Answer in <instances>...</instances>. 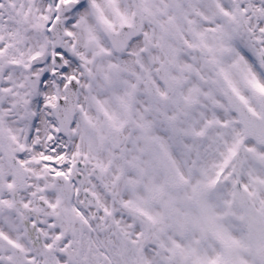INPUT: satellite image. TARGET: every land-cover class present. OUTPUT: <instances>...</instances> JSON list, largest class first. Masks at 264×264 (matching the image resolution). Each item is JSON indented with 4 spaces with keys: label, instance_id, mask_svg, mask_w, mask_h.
Here are the masks:
<instances>
[{
    "label": "snow or ice",
    "instance_id": "obj_1",
    "mask_svg": "<svg viewBox=\"0 0 264 264\" xmlns=\"http://www.w3.org/2000/svg\"><path fill=\"white\" fill-rule=\"evenodd\" d=\"M0 264H264V0H0Z\"/></svg>",
    "mask_w": 264,
    "mask_h": 264
}]
</instances>
